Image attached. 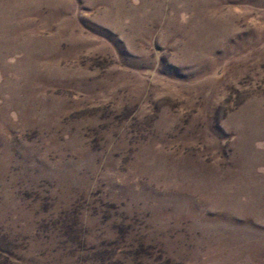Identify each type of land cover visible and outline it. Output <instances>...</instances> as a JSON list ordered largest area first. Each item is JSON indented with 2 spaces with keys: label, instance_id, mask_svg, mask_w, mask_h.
<instances>
[{
  "label": "rangeland",
  "instance_id": "rangeland-1",
  "mask_svg": "<svg viewBox=\"0 0 264 264\" xmlns=\"http://www.w3.org/2000/svg\"><path fill=\"white\" fill-rule=\"evenodd\" d=\"M0 264H264V0H0Z\"/></svg>",
  "mask_w": 264,
  "mask_h": 264
}]
</instances>
